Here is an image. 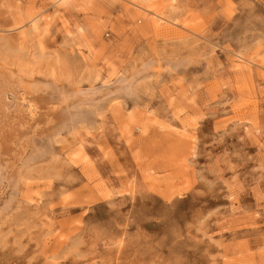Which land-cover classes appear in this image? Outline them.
<instances>
[{
	"label": "rangeland",
	"instance_id": "obj_1",
	"mask_svg": "<svg viewBox=\"0 0 264 264\" xmlns=\"http://www.w3.org/2000/svg\"><path fill=\"white\" fill-rule=\"evenodd\" d=\"M0 143V264H264V0H0Z\"/></svg>",
	"mask_w": 264,
	"mask_h": 264
},
{
	"label": "bare ground",
	"instance_id": "obj_2",
	"mask_svg": "<svg viewBox=\"0 0 264 264\" xmlns=\"http://www.w3.org/2000/svg\"><path fill=\"white\" fill-rule=\"evenodd\" d=\"M60 2V1H59ZM132 2V1H131ZM133 5H135V3H133ZM132 5V6H133ZM137 5L138 4H136V7H137ZM138 8H142L144 11L146 10L147 11V13L148 12H150L151 14H152V16H154L155 17V20H154V22H165V20H164V17H162L160 14H158L157 13V10L156 9H154V8H152V7H149V6H147V7H141L140 6V4H139V6H138ZM9 78H10V76H9ZM11 79H12V77H11ZM19 79V78H18ZM17 80V79H16ZM11 82V81H10ZM124 83V82H123ZM122 83V84H123ZM19 84H20V82H19ZM21 85V84H20ZM23 85V84H22ZM31 85H33V83H31V84H28V87H26L27 89L25 90L26 91V93H30L31 95L28 97L27 95H25L24 97H23V99L24 100H26L27 102H28V107H31L33 110H36V111H38L37 112V114L39 115V116H42L41 115V111H45V108H46V106L47 107H50L49 105H51V106H53V105H55L56 107H62L63 106V104H65L66 103V101L68 100V98L69 97H71V96H61L60 95V98H58V100H56V98H53L52 96H51V98L49 99V98H47V99H49V100H46V97L47 96H45V95H41V94H37V96H33V94H35V93H33L32 94V92H33V90L31 89H29V87L31 86ZM24 86V85H23ZM128 86V85H127ZM24 88V87H23ZM32 88V87H31ZM126 88V87H125ZM37 90H39L38 89V87L36 88ZM128 89V88H127ZM34 91H36V90H34ZM41 91H42V89H41ZM43 94V93H42ZM52 95V94H51ZM83 94H81V96H82ZM22 96V95H21ZM87 96V95H86ZM57 97V96H56ZM76 97V96H75ZM28 98V99H27ZM46 100V101H45ZM86 100H87V98H86ZM68 102V101H67ZM79 102H81V101H79ZM93 103V102H92ZM77 104V103H76ZM86 104V103H85ZM62 105V106H61ZM81 106V105H80ZM80 106H76V107H80ZM55 108V107H54ZM53 108V109H54ZM63 108V107H62ZM68 108V107H67ZM72 108V107H71ZM81 108V107H80ZM92 108V107H91ZM47 110V109H46ZM62 110H65V109H62ZM61 110V111H62ZM80 110H82V108L80 109ZM79 109H75L74 108V111L76 112V114H74L75 112H70L71 113V116L74 114V116H73V118H78V116H75V115H80V114H82L81 113V111H80ZM4 111V110H3ZM55 111H57V110H55ZM58 111H59V109H58ZM66 111H69V110H66ZM71 111V110H70ZM32 112V111H31ZM33 113H34V111H33ZM47 113V112H46ZM56 113H59V112H56ZM60 114V113H59ZM83 115V114H82ZM48 116V115H47ZM46 116V117H47ZM54 116V115H53ZM55 117V116H54ZM57 117V116H56ZM28 118V117H27ZM35 118V117H34ZM43 118H45V116L43 117ZM67 118H68V116H67ZM40 119H41V117H40ZM54 119V118H53ZM69 119V118H68ZM31 120V119H30ZM33 120V119H32ZM37 120H38V118H37ZM50 121V120H49ZM70 121V119L68 120V122ZM73 121V120H72ZM31 122H33V121H31ZM61 122V121H60ZM63 122H65V120H63ZM67 122V121H66ZM45 123V122H44ZM57 123V122H56ZM62 123V122H61ZM70 123V122H69ZM49 124V123H48ZM51 124V123H50ZM67 124V123H66ZM47 126V125H46ZM44 127V126H42V127H40V128H42L40 131H38L39 133H44L46 136H48V139L52 142V141H54V140H56L58 137H59V132H60V129H58L59 127H58V125H49V126H47V127ZM63 126V125H62ZM61 126V127H62ZM28 127H30V124H29V126ZM44 127V128H43ZM63 127H65V126H63ZM62 127V128H63ZM33 128V127H32ZM39 128V127H38ZM62 128H61V130H62ZM36 131V130H35ZM37 132V133H38ZM26 132H23V133H21V134H19V137H18V139H16V142H20V140H21V138L24 136V135H26L25 134ZM34 136V135H33ZM18 142V143H19ZM1 144V143H0ZM17 144V143H16ZM4 146H2V148H1V150L2 151H0V174H2L3 172H5V177L9 180V179H11V178H13V180H14V182H16L15 180V177H10V176H13V174L15 175V173H14V170H13V173H9V169H11L10 167H12L13 169H15L16 170V168L14 167V165L13 164H11V162L9 161L10 159L8 158L9 157V153L12 151L11 150V147H12V144H11V146L9 145V144H3ZM1 146V145H0ZM16 146V145H15ZM16 149V148H15ZM22 149V148H21ZM23 151V150H22ZM37 151H33L32 153L34 154V153H36ZM12 153V152H11ZM31 153V154H32ZM14 154V153H13ZM12 154V155H13ZM11 155V154H10ZM20 157V156H19ZM14 158V157H13ZM23 163V162H22ZM24 164V163H23ZM23 164H22V166H23ZM11 171H12V169H11ZM19 172V170H16V172ZM15 184V183H14Z\"/></svg>",
	"mask_w": 264,
	"mask_h": 264
}]
</instances>
